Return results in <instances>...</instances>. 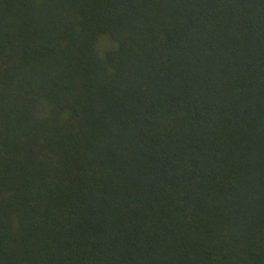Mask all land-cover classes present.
Returning <instances> with one entry per match:
<instances>
[{
  "label": "trees",
  "instance_id": "obj_1",
  "mask_svg": "<svg viewBox=\"0 0 264 264\" xmlns=\"http://www.w3.org/2000/svg\"><path fill=\"white\" fill-rule=\"evenodd\" d=\"M0 264H264V0H0Z\"/></svg>",
  "mask_w": 264,
  "mask_h": 264
}]
</instances>
